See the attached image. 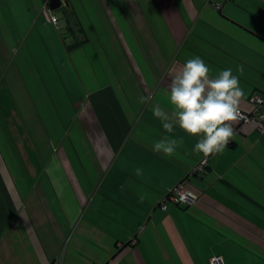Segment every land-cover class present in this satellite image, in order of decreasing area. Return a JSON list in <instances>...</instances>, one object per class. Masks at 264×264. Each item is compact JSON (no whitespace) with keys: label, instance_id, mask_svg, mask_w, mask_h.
I'll use <instances>...</instances> for the list:
<instances>
[{"label":"crops","instance_id":"0c3cea01","mask_svg":"<svg viewBox=\"0 0 264 264\" xmlns=\"http://www.w3.org/2000/svg\"><path fill=\"white\" fill-rule=\"evenodd\" d=\"M50 2L0 0V264H264V133L237 119L195 170L200 137L151 108L171 114L169 71L198 56L212 77L232 69L251 111L264 0ZM48 9L73 17L71 49ZM67 99L59 124L46 111L63 117ZM165 137L183 141L171 156L153 150ZM179 183L198 199L163 209Z\"/></svg>","mask_w":264,"mask_h":264},{"label":"clouds","instance_id":"9594fccd","mask_svg":"<svg viewBox=\"0 0 264 264\" xmlns=\"http://www.w3.org/2000/svg\"><path fill=\"white\" fill-rule=\"evenodd\" d=\"M168 99L171 114L156 103L153 116L162 121L163 129L172 133L174 124L190 136L200 137L193 149L204 157L222 153L234 136L233 124L239 117L244 96L238 76L224 69L215 77L200 57L188 59L169 71ZM147 102L150 97H141ZM183 141L165 137L153 144V150L171 156Z\"/></svg>","mask_w":264,"mask_h":264},{"label":"built area","instance_id":"2783aa9c","mask_svg":"<svg viewBox=\"0 0 264 264\" xmlns=\"http://www.w3.org/2000/svg\"><path fill=\"white\" fill-rule=\"evenodd\" d=\"M220 8L221 5L219 4ZM48 16L53 25L59 29L62 19L58 14L48 9ZM253 104V109L251 111H245L239 109V121L245 123H254L257 129L264 133V96L255 93L250 97ZM208 157H204L200 163L197 165L195 170H201L208 163ZM199 195L190 190L186 189L183 183L177 184L173 187L160 201V206L163 209H167L169 203L176 204H192L198 199ZM210 264H226L224 257L220 254H215L210 258Z\"/></svg>","mask_w":264,"mask_h":264},{"label":"rangeland","instance_id":"374dc122","mask_svg":"<svg viewBox=\"0 0 264 264\" xmlns=\"http://www.w3.org/2000/svg\"><path fill=\"white\" fill-rule=\"evenodd\" d=\"M59 13L60 14H62V11L61 10H59ZM67 14V13H66ZM73 17H71V15H69V14H67V15H64V19H63V21L61 22V29H60V31L63 33V38H64V40H65V44H66V47L69 49H71V43H72V35H71V33H70V30H71V28H74V24H73V19H72ZM70 23V28H68L67 27V23ZM59 31V30H58ZM68 60L70 61V58H68ZM60 64V63H59ZM70 76V74H69V72L67 71V68L66 67H64L63 66V83H64V87H68V90L70 91V90H75V87H74V85H72V80H71V78L69 77ZM94 81L97 83V80L96 79H94ZM60 88V87H59ZM53 96H54V94H53ZM67 97V94L66 93H64L63 94V98H66ZM66 103V104H65ZM65 103H64V106L66 107L67 106V108H64V110L63 111H58L59 113L61 112V113H64V115H62L63 117H61L59 114V116H57V115H55L52 111H46V113L48 114V115H53V116H56V117H58V119H59V124L61 123V121H65V120H63V119H67L68 118V116H67V114L68 115H71L72 113H73V109H71V102H70V100L69 99H67V101L65 100ZM56 112V111H55ZM67 122V121H66ZM71 127V125L68 127V128H70ZM62 129H63V126H61V125H56L54 128H53V130L54 131H57V133H60L61 131H62Z\"/></svg>","mask_w":264,"mask_h":264},{"label":"water","instance_id":"95a60500","mask_svg":"<svg viewBox=\"0 0 264 264\" xmlns=\"http://www.w3.org/2000/svg\"><path fill=\"white\" fill-rule=\"evenodd\" d=\"M62 4V0H51L50 2V6H51V9L55 10V9H58Z\"/></svg>","mask_w":264,"mask_h":264}]
</instances>
